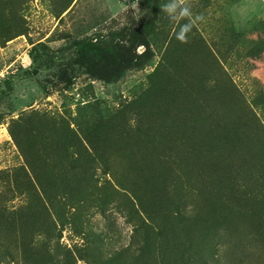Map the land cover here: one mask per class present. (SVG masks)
<instances>
[{"label":"rangeland","instance_id":"374dc122","mask_svg":"<svg viewBox=\"0 0 264 264\" xmlns=\"http://www.w3.org/2000/svg\"><path fill=\"white\" fill-rule=\"evenodd\" d=\"M158 2L106 81L29 51L125 50L143 0H0V264H264V0Z\"/></svg>","mask_w":264,"mask_h":264},{"label":"trees","instance_id":"16d2710c","mask_svg":"<svg viewBox=\"0 0 264 264\" xmlns=\"http://www.w3.org/2000/svg\"><path fill=\"white\" fill-rule=\"evenodd\" d=\"M143 1L152 18L140 24L139 31L135 32L130 45L125 50L115 40L113 34L77 39L57 51L38 42L29 51L32 64L37 63L42 55H46L51 62L65 67L57 73L59 78L72 79L79 73L85 72L106 81L119 78L129 66H141L152 55L146 36L152 28L159 6L158 0ZM137 45H144V50L140 53L136 52ZM37 72V66L33 65L32 68L26 69L24 74L30 76ZM13 88V80L9 76L4 82V87L0 89V96Z\"/></svg>","mask_w":264,"mask_h":264},{"label":"clouds","instance_id":"9594fccd","mask_svg":"<svg viewBox=\"0 0 264 264\" xmlns=\"http://www.w3.org/2000/svg\"><path fill=\"white\" fill-rule=\"evenodd\" d=\"M175 8V5L172 6L173 10ZM180 15L181 16H190L191 13L187 7H183L180 9ZM197 19H201V17H197ZM192 25L191 24H186L183 26L181 29L180 33L176 34V38L182 42H186L188 39V36H185V33L189 32L191 30Z\"/></svg>","mask_w":264,"mask_h":264}]
</instances>
